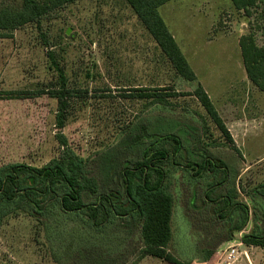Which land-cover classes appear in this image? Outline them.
I'll return each instance as SVG.
<instances>
[{
  "label": "rangeland",
  "instance_id": "374dc122",
  "mask_svg": "<svg viewBox=\"0 0 264 264\" xmlns=\"http://www.w3.org/2000/svg\"><path fill=\"white\" fill-rule=\"evenodd\" d=\"M159 14L211 97L232 143L190 95L196 83L173 72L122 0H79L52 13L41 27L26 25L10 38H0V91L30 93L25 99L0 100V166L40 167L61 152L54 125L56 99L45 92L54 76L47 70L44 34L58 43L55 51L69 85L80 90L62 135L86 160L102 189L119 185L123 163L140 155L142 145L132 144L121 134L123 128L129 126L135 134L146 126L152 133L181 138L186 153L181 164L197 162L207 152L222 160L229 177L213 196L238 184L240 200L248 202L250 211L245 231L264 228V197L252 193L264 183V95L247 80L238 46L249 25L230 0H172ZM263 39L258 32L260 45ZM161 86L176 95L166 107L136 96L139 90L147 93ZM169 180L174 204L167 249L179 262L264 264V250L238 245L244 230L230 237L226 223L206 202L202 183H189L181 171H171ZM64 232L50 241L31 217L12 214L0 227V264H168L139 257L137 232L126 238L123 231L117 233L118 247L107 238L81 239L74 233L73 239ZM115 247L119 250L114 254L100 256ZM231 247L236 258L227 260Z\"/></svg>",
  "mask_w": 264,
  "mask_h": 264
},
{
  "label": "trees",
  "instance_id": "16d2710c",
  "mask_svg": "<svg viewBox=\"0 0 264 264\" xmlns=\"http://www.w3.org/2000/svg\"><path fill=\"white\" fill-rule=\"evenodd\" d=\"M77 1L0 0V38H10L14 31L26 25L41 27L45 18ZM171 1L122 0L149 34L173 72L185 81L196 83L190 95L222 137L232 143L231 135L208 92L197 82V76L186 56L159 14V8ZM230 2L235 11L243 14L250 28L248 33L238 39L245 76L264 95V39L261 45L257 41L258 32L264 36V0ZM41 39L47 70L54 76V82L45 92L56 99L54 125L58 130L56 136L61 152L40 167L25 163L0 166V227L7 217L23 213L39 224L46 239L55 242L58 233L64 231L72 238L75 233L81 239L103 237L112 242L119 240L117 233L121 231L125 233V238L137 232L142 243L140 258L149 256L168 264H182L167 249L172 238L174 204L168 177L171 171H181L186 174L189 183H202L206 202L213 208V213L226 223L230 237L244 230L250 211L248 202L240 200L242 191L239 185L234 184L225 194L213 196L228 180L229 172L225 163L214 159L207 152L202 153L197 162L188 160L181 164L180 159L186 158V153L181 138L175 134L152 133L146 126H141L133 134L130 132L131 127H124L121 134H127L132 144L142 145L140 155L137 159L123 163L119 185L102 189L98 178L88 170L86 160L68 147L61 132L69 117L72 100L80 90L75 91L69 85L65 69L55 51L58 43L49 42L44 34ZM141 92L146 91L139 90L136 96L149 99L152 104L161 107L169 105L170 98L176 96L162 86L147 93ZM28 97L30 93L27 92L0 91V100ZM214 142L211 140L209 144ZM252 193L264 197V183L253 189ZM245 195L251 199L248 194ZM240 242L264 250V228H252L241 235ZM55 244L58 250L59 246ZM116 246H119L118 242ZM117 247L106 250L100 256L114 254L119 250Z\"/></svg>",
  "mask_w": 264,
  "mask_h": 264
},
{
  "label": "built area",
  "instance_id": "2783aa9c",
  "mask_svg": "<svg viewBox=\"0 0 264 264\" xmlns=\"http://www.w3.org/2000/svg\"><path fill=\"white\" fill-rule=\"evenodd\" d=\"M241 244H242L241 242L238 243V245H241ZM235 253H236V249H235L234 247H231L229 253L227 254L226 259H227V260L235 259V258H236V257H235ZM245 256H246V255H245Z\"/></svg>",
  "mask_w": 264,
  "mask_h": 264
},
{
  "label": "crops",
  "instance_id": "0c3cea01",
  "mask_svg": "<svg viewBox=\"0 0 264 264\" xmlns=\"http://www.w3.org/2000/svg\"><path fill=\"white\" fill-rule=\"evenodd\" d=\"M167 4H168V3H167ZM163 6L165 7V6H166V4H165V5H163ZM163 6H162V7H163ZM173 37L175 38V36H174V35H173ZM175 39H176V38H175ZM210 98H211V97H210ZM221 118H222V117H221ZM228 131H229V130H228ZM246 227H247V226H246ZM246 227L244 228V231H243L244 233H248V231H245V230H246ZM239 234H241V233H239Z\"/></svg>",
  "mask_w": 264,
  "mask_h": 264
}]
</instances>
